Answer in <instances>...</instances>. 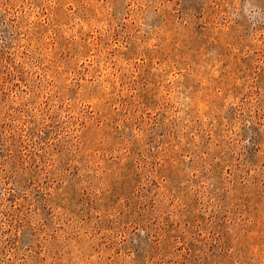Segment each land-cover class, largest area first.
Masks as SVG:
<instances>
[{
	"label": "rangeland",
	"instance_id": "obj_1",
	"mask_svg": "<svg viewBox=\"0 0 264 264\" xmlns=\"http://www.w3.org/2000/svg\"><path fill=\"white\" fill-rule=\"evenodd\" d=\"M0 264H264V0H0Z\"/></svg>",
	"mask_w": 264,
	"mask_h": 264
}]
</instances>
